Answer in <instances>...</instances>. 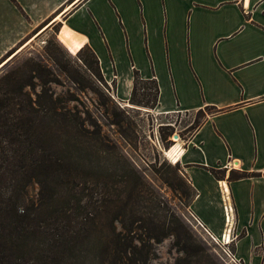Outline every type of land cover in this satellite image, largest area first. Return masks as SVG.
<instances>
[{"label":"crops","instance_id":"0c3cea01","mask_svg":"<svg viewBox=\"0 0 264 264\" xmlns=\"http://www.w3.org/2000/svg\"><path fill=\"white\" fill-rule=\"evenodd\" d=\"M52 29L92 49L120 101L136 69L157 81L152 111L217 109L180 143L188 209L243 264H264V176L227 178L264 169V0H0V61Z\"/></svg>","mask_w":264,"mask_h":264},{"label":"trees","instance_id":"16d2710c","mask_svg":"<svg viewBox=\"0 0 264 264\" xmlns=\"http://www.w3.org/2000/svg\"><path fill=\"white\" fill-rule=\"evenodd\" d=\"M47 43L48 52L53 54V42ZM75 53L104 84L92 49L85 45ZM28 86L31 91L26 89ZM158 92L154 78L143 79L133 70L128 100L131 104L154 108ZM204 108L212 111L194 119L190 124L192 132L207 114L217 110L209 105ZM80 118L52 92L44 88L35 91L32 82H24L12 73L0 78V264H86L95 257L98 264H147L146 253H142V248L137 249L129 236L130 228L119 218L128 203H122L121 213L114 210L120 195L126 193L129 200L141 196L140 183L131 181L130 174L136 177V171L124 154H119L124 178L119 181L123 188H117L111 180L115 174L111 158L116 146L97 125L87 130L86 120ZM91 140L93 143L86 144ZM69 147L85 150L100 161L95 164L90 160L80 161ZM170 167L175 177L183 175L178 163ZM87 168L93 171H86ZM210 171L220 178L225 169L210 168ZM93 176L100 185L99 192L96 186L87 183ZM248 176H264V169H231L227 178ZM30 181L39 185L38 197L25 205L21 203L22 193ZM195 193L190 186V194L187 192L190 200ZM117 223L121 230H117ZM103 230L105 234H101ZM170 231L176 233L174 228ZM147 237L150 241L160 238ZM138 241L143 238L139 236ZM182 254L174 264H215L202 250L192 249L188 244H182Z\"/></svg>","mask_w":264,"mask_h":264},{"label":"rangeland","instance_id":"374dc122","mask_svg":"<svg viewBox=\"0 0 264 264\" xmlns=\"http://www.w3.org/2000/svg\"><path fill=\"white\" fill-rule=\"evenodd\" d=\"M49 41L53 42V54L48 52ZM12 52L0 61V78L12 73L24 82H32L35 91L44 88L56 95L63 106L76 111L82 121L86 120L84 127L87 130L97 125L116 146V153L111 158L112 171H115L111 180L117 188H123L119 181L124 178L119 154H124L123 157L135 169L137 176H130L131 181L140 183V199L129 200L126 193L120 195L114 210L121 213L122 203H128L119 218L130 228L129 236H132L137 249L142 248V253H146L147 264H174L177 258L183 256L182 244L202 250L215 264H231L220 242L213 240L189 215L190 184L182 174L178 178L173 175L170 166L177 162L164 154V150L175 143V134L180 143L186 140L192 132L190 124L194 119L212 109L161 114L152 111L153 108L116 99L114 83L104 79L103 84L92 75L76 53L57 41L53 29L41 35H32ZM26 89L31 91L29 86ZM91 143L93 140L86 142ZM69 151L80 161L90 160L94 164L100 161L99 157L87 154L85 150L69 147ZM86 171L93 170L87 168ZM88 180L87 183L96 186L99 192L100 185L95 182L94 176ZM38 192L39 185L30 181L24 188L21 203L27 205L35 202ZM116 226L117 230H121L120 223ZM172 228L176 229V233L170 231ZM105 232L103 230L101 234ZM148 235H158L160 238L150 241ZM139 236L143 241H138ZM86 264H98L97 257Z\"/></svg>","mask_w":264,"mask_h":264},{"label":"built area","instance_id":"2783aa9c","mask_svg":"<svg viewBox=\"0 0 264 264\" xmlns=\"http://www.w3.org/2000/svg\"><path fill=\"white\" fill-rule=\"evenodd\" d=\"M189 215L192 217V219L206 231V233L215 241L220 242L221 249L226 256V259L231 264H243V262L238 258L234 252V249L232 248L233 245V237L230 236V234L222 235L221 238H216L213 234L208 232V230L205 228L202 221L199 219V217L190 209H188Z\"/></svg>","mask_w":264,"mask_h":264},{"label":"bare ground","instance_id":"6f19581e","mask_svg":"<svg viewBox=\"0 0 264 264\" xmlns=\"http://www.w3.org/2000/svg\"><path fill=\"white\" fill-rule=\"evenodd\" d=\"M63 33L64 32H62V34ZM65 42H66L67 47L69 48V50L72 51L73 53H75L78 50V48L80 47V44H78V43L75 44V43H70V42H67V41H65ZM25 45H26V43H25ZM174 139H175V143L170 145L168 148H166L164 150V154H165V156L170 158L173 162H176V161H178L177 159H178V154H179V150H180V141L181 140L178 137H175Z\"/></svg>","mask_w":264,"mask_h":264},{"label":"water","instance_id":"95a60500","mask_svg":"<svg viewBox=\"0 0 264 264\" xmlns=\"http://www.w3.org/2000/svg\"><path fill=\"white\" fill-rule=\"evenodd\" d=\"M125 105H130V106H132L130 103H126ZM174 137H178V135H174Z\"/></svg>","mask_w":264,"mask_h":264}]
</instances>
